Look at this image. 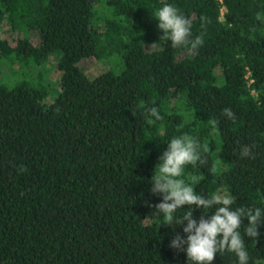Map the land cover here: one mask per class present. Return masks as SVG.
<instances>
[{
    "label": "trees",
    "instance_id": "obj_1",
    "mask_svg": "<svg viewBox=\"0 0 264 264\" xmlns=\"http://www.w3.org/2000/svg\"><path fill=\"white\" fill-rule=\"evenodd\" d=\"M166 3L202 36L195 54L158 29ZM2 25L15 39L0 37V60L28 79L0 81V264H188L169 247L183 225L145 203L161 202L151 178L184 134L208 150L180 179L235 196L234 209H264V0H0ZM91 59L108 67L89 77ZM245 146L254 158L240 156ZM258 231L245 237L249 264H264ZM237 259L217 253L213 264Z\"/></svg>",
    "mask_w": 264,
    "mask_h": 264
},
{
    "label": "clouds",
    "instance_id": "obj_2",
    "mask_svg": "<svg viewBox=\"0 0 264 264\" xmlns=\"http://www.w3.org/2000/svg\"><path fill=\"white\" fill-rule=\"evenodd\" d=\"M159 21L157 27L162 30L172 48L183 47L195 54L203 46L202 36L193 38V21L170 3L161 6L155 13ZM260 19V14H257ZM153 45V44H152ZM151 45V46H152ZM147 114L160 119L157 108L147 109ZM222 114L228 119H235L231 108H224ZM201 148L206 152L208 146L201 145L197 138L184 134L173 137L167 149L159 157L155 173L151 178L153 195H161V202L151 205L158 215H162V224L173 228L176 224L183 225L186 236L176 233L169 247L186 252L188 264H213L217 253H233L238 258L237 264H249V253L245 246V237L258 240V226L264 224V209L232 207L237 198L229 194L217 193L210 197L197 194L192 184L199 183V177H193L190 183L180 179L187 165L203 163ZM242 158H254L248 146L240 151ZM23 170V169H21ZM214 171V170H213ZM190 207L183 219H177L176 213L182 207ZM202 208L205 213L214 209L213 214L199 219L193 216L192 209ZM245 220L247 223L245 224ZM186 221V224H185ZM243 230V235L241 233ZM186 246V247H185Z\"/></svg>",
    "mask_w": 264,
    "mask_h": 264
},
{
    "label": "rangeland",
    "instance_id": "obj_3",
    "mask_svg": "<svg viewBox=\"0 0 264 264\" xmlns=\"http://www.w3.org/2000/svg\"><path fill=\"white\" fill-rule=\"evenodd\" d=\"M0 37H6V38H8V40L10 42H13L15 39V34H14V32L7 31L6 28L4 27V25H2L0 28ZM36 40L37 39H34V42H36ZM151 45L152 44H149L150 48L156 47V45H154V44L152 46ZM12 65L16 66L17 63L13 62ZM81 66H82L85 74L89 77L94 76L98 72L105 70L108 67L107 62L103 59L86 60V61L81 62ZM44 67L49 69L48 73H47L48 79L50 81L54 82L56 84L55 85L56 88H58V84L56 82H57V79L59 76V70L55 67V62H54V59L52 58V56L47 57L46 62L44 63ZM0 68H1V70H0V81L12 83L18 78L28 79L27 73H25V72L11 73L8 69L7 64L5 62H3L2 59L0 60ZM47 100H49L48 97H47Z\"/></svg>",
    "mask_w": 264,
    "mask_h": 264
}]
</instances>
